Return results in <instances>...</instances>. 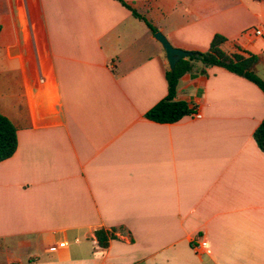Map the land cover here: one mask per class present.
Wrapping results in <instances>:
<instances>
[{
	"label": "crops",
	"instance_id": "0c3cea01",
	"mask_svg": "<svg viewBox=\"0 0 264 264\" xmlns=\"http://www.w3.org/2000/svg\"><path fill=\"white\" fill-rule=\"evenodd\" d=\"M123 1L141 17L118 0H0V113L17 137L0 264H264L262 89L210 66L179 79L190 114L145 116L167 94L156 31L185 51L220 34L264 81V0Z\"/></svg>",
	"mask_w": 264,
	"mask_h": 264
},
{
	"label": "trees",
	"instance_id": "16d2710c",
	"mask_svg": "<svg viewBox=\"0 0 264 264\" xmlns=\"http://www.w3.org/2000/svg\"><path fill=\"white\" fill-rule=\"evenodd\" d=\"M118 1L128 7L134 16L141 17L135 9H132L123 0ZM150 29L152 32L156 31L152 27ZM225 42L226 38L224 36L215 34L207 50L191 51L190 56L181 58L176 63L173 71L167 68L165 71L167 94L146 112V118L160 123H171L190 114L192 109L188 104L185 101L176 99L179 79L187 73L191 75L203 74L206 72V68L210 66H220L240 75L254 82L264 92V81L255 71L259 57L253 53L243 52L239 48L233 53H227L222 48ZM253 137L258 147L264 152V119L256 127ZM16 147V128L6 116L0 113V161L11 157ZM94 235L100 247H106L109 239L114 238L112 231L103 228L95 230Z\"/></svg>",
	"mask_w": 264,
	"mask_h": 264
},
{
	"label": "water",
	"instance_id": "95a60500",
	"mask_svg": "<svg viewBox=\"0 0 264 264\" xmlns=\"http://www.w3.org/2000/svg\"><path fill=\"white\" fill-rule=\"evenodd\" d=\"M154 37L161 44L164 50L166 62L170 71L174 70L176 63L181 58L188 57L192 54L191 51H185L172 46V44L168 41L166 36L160 31H156Z\"/></svg>",
	"mask_w": 264,
	"mask_h": 264
},
{
	"label": "built area",
	"instance_id": "2783aa9c",
	"mask_svg": "<svg viewBox=\"0 0 264 264\" xmlns=\"http://www.w3.org/2000/svg\"><path fill=\"white\" fill-rule=\"evenodd\" d=\"M262 34H263V30L262 29H256L255 30V35H257V36H262ZM194 117H196V118H199L200 117V114L199 113H194V114H192ZM205 245V242H202L201 243V246H204ZM198 247L199 246H195L194 248H196V249H198Z\"/></svg>",
	"mask_w": 264,
	"mask_h": 264
}]
</instances>
